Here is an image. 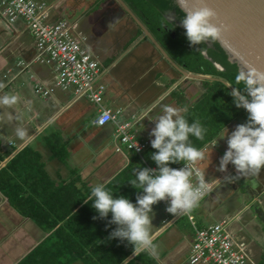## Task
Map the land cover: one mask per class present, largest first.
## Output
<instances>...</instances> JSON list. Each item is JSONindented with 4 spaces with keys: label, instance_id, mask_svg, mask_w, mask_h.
Returning a JSON list of instances; mask_svg holds the SVG:
<instances>
[{
    "label": "crops",
    "instance_id": "obj_1",
    "mask_svg": "<svg viewBox=\"0 0 264 264\" xmlns=\"http://www.w3.org/2000/svg\"><path fill=\"white\" fill-rule=\"evenodd\" d=\"M44 1L52 5L49 20L76 22L87 37L89 50L106 66L101 79L106 85L103 107L117 111L120 121L131 122L130 132L149 145L142 160L132 151H116L114 124L92 123L96 105L85 98L74 99L70 91L59 88L45 97L36 95L34 79L50 84V68L40 64L22 68L19 62L33 56V37L21 20L11 25L0 21V97H17L11 107L0 105V182L24 195L44 192L47 185L73 194L71 202H57L56 208H70L74 199L81 200L64 218L46 211L37 217L23 214L0 190V264H124L126 259H133L131 245L108 239L115 225L98 232L101 220H94L90 210L82 209L87 207L83 201L93 186H106L135 156L140 168H157L151 159L156 150L150 142L155 124L149 118L159 114L165 104L187 108L185 119L189 124L199 120L204 137L213 128H220L202 144V140L189 137L192 146L207 149L205 159L197 163L206 178L210 182L221 180L212 184L192 209L197 225L228 221L232 235L246 243L256 263L264 264V170L232 183L223 181L225 175L236 174L232 165L228 173L216 171L227 149L221 135L248 119L247 112L234 104L230 95L233 86L220 76L187 70L162 47L169 62L118 0L113 1L122 9L111 0ZM165 19L171 22L166 15ZM150 108L153 110L147 111ZM17 127L26 131L23 139L16 135ZM179 164L169 166L175 169ZM35 201L39 207H53L45 200ZM153 210L150 233L154 250L141 252L135 264H189L193 239L190 222L180 217L164 224L166 213L161 202ZM181 219L187 221L190 230L177 227ZM119 254L125 256L116 263Z\"/></svg>",
    "mask_w": 264,
    "mask_h": 264
},
{
    "label": "clouds",
    "instance_id": "obj_2",
    "mask_svg": "<svg viewBox=\"0 0 264 264\" xmlns=\"http://www.w3.org/2000/svg\"><path fill=\"white\" fill-rule=\"evenodd\" d=\"M181 26L190 47L201 53L204 49L197 46L218 42L225 32L224 26L219 23L218 14L204 0H199L198 6L185 14ZM235 84L243 87H233L230 95L235 106L247 112L248 119L230 133L226 128V134L221 135L220 140H226L227 149L220 158L216 171L228 173V167L232 165L236 173L234 176L225 175L223 181L226 183L257 176L264 170V71L252 66L241 67L235 76ZM2 87L0 84V88ZM16 102L15 95L0 97L2 106L11 107ZM152 110L150 108L147 111ZM185 112L187 108L165 104L159 114L149 118L155 124L150 133V137L154 139L150 142L151 147L156 150L151 159L157 168L139 167L135 170V179L129 183L141 193L137 195L136 203L124 196L114 198L104 184L93 186L91 194L83 201L85 204L91 203L98 214L93 217L94 220H106L108 225L116 226L108 239L127 242L132 246L134 256L154 250L150 233L154 205L166 202V211L173 217L188 214L198 206L212 184L221 182L220 179L209 182L204 174L198 170L194 172V166L205 159L207 149L192 146L189 137L203 140L205 129L199 120L189 124L185 119ZM16 135L23 139L27 133L23 128L17 127ZM136 148L139 150L138 145ZM177 163L185 166L179 169L169 166ZM194 176L195 184L192 182ZM124 264H129V261L126 259Z\"/></svg>",
    "mask_w": 264,
    "mask_h": 264
},
{
    "label": "built area",
    "instance_id": "obj_3",
    "mask_svg": "<svg viewBox=\"0 0 264 264\" xmlns=\"http://www.w3.org/2000/svg\"><path fill=\"white\" fill-rule=\"evenodd\" d=\"M51 8L52 5L44 0H0V21L7 25L17 20L23 21L34 40L32 58L27 62H19V65L29 68L33 64H40L50 68L52 86L34 79V93L45 97L54 88H59L70 91L74 99H87L98 107L97 115L92 120L95 126H103L109 122L114 124L116 151H132L142 160V153L149 142L138 141L130 132L131 122L120 121L117 111L112 112L103 107L106 85L101 79L106 66L89 50L87 37L79 30L76 22L49 20ZM184 166L181 163L175 169ZM193 170L204 174L197 164ZM206 180L210 182L207 178ZM192 182L196 183L195 176ZM161 203L164 204L166 213L164 224H171L180 217H186L190 222L193 239L187 257L189 264H258L249 254L246 243L232 235L228 221L199 227L191 212L173 217L166 211L168 204L163 201Z\"/></svg>",
    "mask_w": 264,
    "mask_h": 264
},
{
    "label": "trees",
    "instance_id": "obj_4",
    "mask_svg": "<svg viewBox=\"0 0 264 264\" xmlns=\"http://www.w3.org/2000/svg\"><path fill=\"white\" fill-rule=\"evenodd\" d=\"M132 11L140 18V20L146 25L148 30L152 32L156 40L160 45L168 52V54L175 59L177 62L184 64L187 70L202 73V74H211L217 75L224 78L228 81L233 87H243V85L235 84V76L237 75L233 70H218L213 65L212 62L204 58L202 53L194 48L190 47L186 36L172 23L168 22L165 19V14L153 5L149 0H123ZM164 25L167 26L168 31L164 29ZM171 33H174V36H171ZM230 109V105L228 104ZM228 121V120H227ZM223 122L222 125L227 123ZM220 128H213L211 134L204 137L200 142L201 144L206 141ZM138 156L131 158L129 165L110 183H108L105 188L107 191L114 195V198L119 196H124L129 199L132 203H136V198L138 194H141L138 189L134 188L129 182L132 179H135V170L138 169ZM37 180H39L37 178ZM42 181V180H40ZM46 186V191L35 193H28L24 195L22 192L14 190L11 185L7 183L0 182V190L8 197L9 201L16 206L23 214L30 216L39 217L41 214L39 212L46 211L47 213H55L57 218H64L65 215L74 210L75 204H78L81 200L79 198L74 199L72 207L68 208H56L54 207L57 202L68 201L71 202L72 195L71 193H64L62 188H53ZM44 186H42L43 190ZM50 188V189H49ZM35 200H45L50 202L53 207L43 208L39 207V203H36ZM35 201V202H34ZM82 209L90 210L93 216L98 214L92 207L91 203H87ZM46 213H44L45 218ZM43 216V215H42ZM54 216V215H53ZM55 218V217H54ZM111 219V214H109L108 220ZM52 224L55 225L53 222ZM108 226L106 220H101L100 229L98 232L103 231ZM140 253L138 256H135L133 259L129 260V264H135V260H140ZM116 260V263L120 262L124 258V254H119ZM148 264V263H144Z\"/></svg>",
    "mask_w": 264,
    "mask_h": 264
},
{
    "label": "water",
    "instance_id": "obj_5",
    "mask_svg": "<svg viewBox=\"0 0 264 264\" xmlns=\"http://www.w3.org/2000/svg\"><path fill=\"white\" fill-rule=\"evenodd\" d=\"M118 1L170 62L168 54L156 38L142 25L123 0ZM149 1L183 34L185 30L181 26V21L185 14L198 6L199 2V0ZM204 2L216 11L225 32L220 41L197 46L204 49L203 55L222 71L233 70L237 74L238 70L245 66L264 71V0H204ZM163 27L168 31L166 25ZM171 36H174V33H171Z\"/></svg>",
    "mask_w": 264,
    "mask_h": 264
},
{
    "label": "rangeland",
    "instance_id": "obj_6",
    "mask_svg": "<svg viewBox=\"0 0 264 264\" xmlns=\"http://www.w3.org/2000/svg\"><path fill=\"white\" fill-rule=\"evenodd\" d=\"M110 2H111V4L114 3L115 6H116L118 9H122L118 1L115 2V1L111 0ZM183 218H184V217H183ZM184 221H186V220H185V219H181L179 222H177V223H176L177 227H179V228L182 227V229H184V231H188V230H190L191 228H190L189 224L187 223V221H186V222H184Z\"/></svg>",
    "mask_w": 264,
    "mask_h": 264
}]
</instances>
